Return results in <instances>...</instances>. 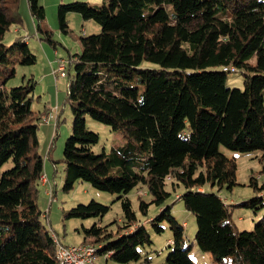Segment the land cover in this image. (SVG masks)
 Instances as JSON below:
<instances>
[{
	"label": "trees",
	"instance_id": "trees-1",
	"mask_svg": "<svg viewBox=\"0 0 264 264\" xmlns=\"http://www.w3.org/2000/svg\"><path fill=\"white\" fill-rule=\"evenodd\" d=\"M26 1L41 25L43 6ZM70 11L101 29L81 35V52L66 61L67 71L73 69L66 88L72 121L61 188L87 181L116 193L122 209L119 220L83 227L81 242L116 264H140L151 242L142 218L151 216L146 221L155 232L162 222L171 230L164 264H194L183 224L171 212L175 192L173 200L179 195L195 216L196 246L217 264H264V215L250 229H237L231 217L233 205H263L264 178L257 184L249 177L257 192L242 202L219 193L237 184L235 159L222 147L258 152L264 170V0H109L108 7L75 0L57 7L63 31ZM18 22V0H0V264H70L58 260L59 239L42 224L36 201L44 162L36 135L42 112L31 108L33 80L5 85L14 61L36 60L25 38L2 42ZM234 71L242 75L241 88L226 83ZM86 115L120 132L122 142L94 152L98 135L87 129ZM132 188L140 214L128 197ZM108 209L91 199L64 216L101 217Z\"/></svg>",
	"mask_w": 264,
	"mask_h": 264
},
{
	"label": "rangeland",
	"instance_id": "rangeland-1",
	"mask_svg": "<svg viewBox=\"0 0 264 264\" xmlns=\"http://www.w3.org/2000/svg\"><path fill=\"white\" fill-rule=\"evenodd\" d=\"M75 0H39L44 8V19L39 24L30 14L27 1L18 0V12L21 22L11 24L2 37L4 45H10L15 40H28L27 46L34 53L36 60L32 64H21L14 61V76L5 80L6 88L26 82L28 78L33 80V90L31 108L40 113V121L36 130L37 150L44 162V171L40 178L36 201L42 210L41 221L53 236L59 239L60 244L69 246L81 242L83 238V227H89L93 222L101 225L111 222L113 219L119 220L122 209L120 200L116 199L117 194L100 190L93 187L87 181L77 180L72 189L64 191L62 186L64 175V164L62 161V151L66 137L71 132L72 111L70 102L67 100V81L73 75V69H69L66 74L56 75L53 70L57 67L60 59L67 61L68 57L81 52V35H89L100 31L101 26L91 18H83L80 13L70 11L66 14V31L60 28L57 7L61 3ZM95 4L99 7H108L109 0H78ZM49 30V35L43 29ZM11 59L14 57L11 56ZM152 65V63H148ZM154 65V64H153ZM0 71V78H4ZM227 85L242 87V75L239 71L229 72L226 80ZM49 118L47 119L45 118ZM85 125L97 133L98 140L93 145L94 152L102 149L108 150L112 145L122 142V134L112 130L108 124L97 121L89 115L85 117ZM227 155L232 156L236 162V181L231 190L222 188L219 193L227 202L236 204L256 195L257 190L249 184V177L254 176L257 184L264 178L262 163L258 159V152H238L221 148ZM47 173L48 180L45 173ZM261 177V178H260ZM46 183V184H45ZM141 188V187H139ZM181 187L177 188L179 193ZM136 188H132L128 193L133 209L138 211V200ZM172 194L171 212L183 224L184 244H191L189 256L194 264H217L207 251L200 250L194 242L196 230L195 216L185 209L179 195L174 199ZM264 196V192L261 193ZM91 199L109 205L108 211L101 217H65L64 212L78 203H87ZM144 199H149L148 195ZM154 212V205H149L148 214ZM138 214L139 211H138ZM264 215L263 205L258 208L245 206H232L231 217L237 229H250L253 222ZM141 216V215H140ZM143 217V216H141ZM151 216H145L146 230L150 235V244L142 248V258L140 264H164L167 255V245L171 237V230L167 222H162L163 230L158 233L153 230L149 221ZM114 224L109 227L114 228ZM58 241V240H57ZM90 244V243H89ZM93 245V244H91ZM95 264H116L103 254L96 253ZM143 256L148 258L144 261ZM137 264V263H133Z\"/></svg>",
	"mask_w": 264,
	"mask_h": 264
},
{
	"label": "built area",
	"instance_id": "built-area-1",
	"mask_svg": "<svg viewBox=\"0 0 264 264\" xmlns=\"http://www.w3.org/2000/svg\"><path fill=\"white\" fill-rule=\"evenodd\" d=\"M66 61L65 59L61 58L59 63L57 64V67L53 70V73L56 75H64L66 74ZM50 116L47 119L49 120ZM59 244V251H60V262H76L77 264H89L85 263V255L87 253V250L91 247H94L93 245H90L89 248H81L80 246H65L60 243Z\"/></svg>",
	"mask_w": 264,
	"mask_h": 264
},
{
	"label": "bare ground",
	"instance_id": "bare-ground-1",
	"mask_svg": "<svg viewBox=\"0 0 264 264\" xmlns=\"http://www.w3.org/2000/svg\"><path fill=\"white\" fill-rule=\"evenodd\" d=\"M178 197V196H177ZM54 239L56 240L55 236ZM56 254L57 258L60 261V251H59V244L56 243ZM91 244L89 243H78V244H73L72 246H80L81 248H89ZM95 247H91L87 250V253L85 255V263L89 264H95L94 259H95ZM65 263H70V264H77L76 262H65Z\"/></svg>",
	"mask_w": 264,
	"mask_h": 264
},
{
	"label": "crops",
	"instance_id": "crops-1",
	"mask_svg": "<svg viewBox=\"0 0 264 264\" xmlns=\"http://www.w3.org/2000/svg\"><path fill=\"white\" fill-rule=\"evenodd\" d=\"M26 43H27V44H29V43H28V40H26ZM44 173H45V172H44ZM45 175H46V178H47V182H46V183H48V182H49V180H48L47 173H45ZM46 183H45V184H46ZM182 222H184V221H182Z\"/></svg>",
	"mask_w": 264,
	"mask_h": 264
}]
</instances>
